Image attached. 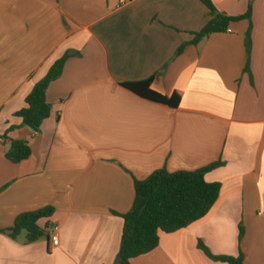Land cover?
I'll list each match as a JSON object with an SVG mask.
<instances>
[{
	"label": "crops",
	"instance_id": "obj_1",
	"mask_svg": "<svg viewBox=\"0 0 264 264\" xmlns=\"http://www.w3.org/2000/svg\"><path fill=\"white\" fill-rule=\"evenodd\" d=\"M210 1L224 16H251L194 45L212 19L201 0H0V231L53 207L39 224L59 236L53 246L0 233V264H116L135 181L216 162L209 213L130 264H227L199 241L264 264V0ZM66 54L47 92L51 115L32 130L16 114ZM149 79L163 96L180 93L179 106L122 86ZM12 141L31 157L9 162Z\"/></svg>",
	"mask_w": 264,
	"mask_h": 264
},
{
	"label": "trees",
	"instance_id": "obj_2",
	"mask_svg": "<svg viewBox=\"0 0 264 264\" xmlns=\"http://www.w3.org/2000/svg\"><path fill=\"white\" fill-rule=\"evenodd\" d=\"M210 10L212 19L196 34L192 44H199L204 38L226 32L229 25L251 16V7L244 16L227 17L219 14L210 0H201ZM247 45H250L249 35ZM184 47L180 48L179 54ZM70 55L55 62L47 75L33 88L25 100V108L16 116L22 119L23 125L37 131L52 112V106L47 100V92L51 84L58 81ZM152 79L124 83L122 86L130 92L146 100L164 104L172 108L179 106L181 94L173 93L170 97L163 96L151 89ZM32 155L29 144L25 141H12L5 157L13 163L19 164ZM222 165L216 162L196 171L169 172L166 168L155 171L144 181H135V200L132 208L123 219L121 244L116 263L130 264L131 260L146 255L159 246L160 235L173 234L205 217L219 198L220 183H209L205 175ZM5 189V187L3 188ZM2 189V190H3ZM0 190V192L2 191ZM55 213L53 207H46L37 211L22 213L17 216L13 226L0 233H7L16 238L22 233L26 235L27 244L35 243L49 237L47 226L41 227L40 221L51 218ZM244 237V227L240 226L239 244ZM198 247L207 257L215 262L227 264H244V255L240 250L238 257L215 256L202 241Z\"/></svg>",
	"mask_w": 264,
	"mask_h": 264
},
{
	"label": "built area",
	"instance_id": "obj_3",
	"mask_svg": "<svg viewBox=\"0 0 264 264\" xmlns=\"http://www.w3.org/2000/svg\"><path fill=\"white\" fill-rule=\"evenodd\" d=\"M50 240L53 246H57L59 244V236L57 233V228H54L52 231L49 233Z\"/></svg>",
	"mask_w": 264,
	"mask_h": 264
},
{
	"label": "water",
	"instance_id": "obj_4",
	"mask_svg": "<svg viewBox=\"0 0 264 264\" xmlns=\"http://www.w3.org/2000/svg\"><path fill=\"white\" fill-rule=\"evenodd\" d=\"M116 264H122V263H116Z\"/></svg>",
	"mask_w": 264,
	"mask_h": 264
}]
</instances>
